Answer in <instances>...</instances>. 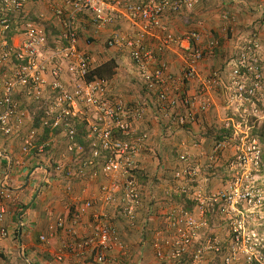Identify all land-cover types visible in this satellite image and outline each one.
I'll return each mask as SVG.
<instances>
[{"label":"built area","instance_id":"built-area-1","mask_svg":"<svg viewBox=\"0 0 264 264\" xmlns=\"http://www.w3.org/2000/svg\"><path fill=\"white\" fill-rule=\"evenodd\" d=\"M30 1L0 0V37H4L11 27L8 12H17ZM196 3V0H146L140 4L124 5L120 0H60L49 8L60 29L55 46L49 44L42 29L35 30L28 23L22 29L17 45L12 42L8 46L5 41L0 44V69L11 67L8 72L0 73V135L20 137L21 152L26 156L33 155L34 151L36 155H43L48 143H37L39 132L45 129L51 132L61 130L60 135L69 140L66 152L72 155L74 150L76 153L83 150L74 141L75 130L71 127L76 122H85L87 137L92 142V155L87 157L89 159L85 165H91L92 158H102L104 161L101 170L91 176L102 181L97 194L83 203L82 210H69L67 216H60L50 226L51 233L59 230L73 238L72 242L62 246L58 260L65 255H73L82 264L88 263V260L94 264H109L111 252L125 254L128 246L121 239L111 210L117 209L133 227L141 207L140 186L131 173L148 141L147 135L138 134L137 127L145 110L138 106L128 107L120 99L111 97L110 83L105 79H88L93 62L85 49L100 39L103 49L104 45L107 50H126L131 60L145 58L147 63L152 61L154 64L155 55L146 49V40H159V34L167 29L163 19L169 14L177 15L184 7L192 9ZM116 22L127 23V31H111L109 28ZM200 30L175 38L169 35L160 40V51L170 49V43L174 42L181 50L180 74L175 75L164 59L161 60V68L148 70L151 72L147 74L148 91L155 97L154 104L165 127L169 124V127L179 128L186 123L197 122V116L213 105L214 91L224 85L222 78L215 73L200 78L196 72L204 56L209 57L217 47L216 40L209 41L207 53L197 47L206 34L203 29ZM81 37L85 39L84 44ZM254 44L243 48L237 64L226 76L229 81L225 87L227 101L239 118H242L240 109L245 101L256 95L264 97V75L249 63L254 56ZM240 66L245 70L243 74H240ZM251 75L254 82L247 89L245 80ZM184 80H196L200 89L188 94L181 88ZM18 96L39 105L47 103L39 129L33 126V118L21 107ZM240 124L232 121V136L218 144L215 150L234 149L237 166L242 171L241 177H235L236 181L226 192L224 189L207 198L196 188L191 195L196 204L195 214L173 210L167 215L168 236L158 232L153 238V246L160 260L168 264L181 263L184 255L191 250L187 264H202L209 255L220 256V264H264V242L256 233H247L246 227L250 215L264 202L261 190L251 188L246 183L254 167L261 163L260 152L256 140L250 139L248 132L241 131ZM64 169V164L59 163L53 167V172L61 176ZM83 173L78 172L79 175ZM67 176L71 179L75 173L67 170L63 179ZM6 181L7 177L0 187V238L7 235L2 228L8 212L6 204L2 202L8 197ZM187 185L178 186L181 188L178 191L188 194L192 188ZM72 186L69 183L65 188L71 192ZM209 204L212 207L221 205L217 210L218 216L227 220L230 240L225 246L218 236L204 233L208 223L203 215L209 209ZM85 211L90 215L83 225L82 212ZM80 230L86 235L79 237ZM39 240L46 242L47 238L41 235ZM199 240L200 243L197 242Z\"/></svg>","mask_w":264,"mask_h":264},{"label":"crops","instance_id":"crops-1","mask_svg":"<svg viewBox=\"0 0 264 264\" xmlns=\"http://www.w3.org/2000/svg\"><path fill=\"white\" fill-rule=\"evenodd\" d=\"M59 1L60 0H39L40 4H36L35 8L34 6H31L29 8L30 10H25L26 14L29 13L27 11L36 12L37 15L39 14L40 16H46V20L48 19L50 21L49 23H52L51 21L53 20V14L49 8L50 5L52 6L54 2L59 3ZM238 1L239 2L236 4V6L232 7V9L230 10H228L223 3H221L220 6L214 10H210L209 7L207 8V4H202V7H200L199 5V8H202L200 18L204 22L208 21L209 23H207L209 26H211L212 24L214 25L211 28L206 29V23H203L202 27L200 26V29L210 31L212 29L218 28L224 30L227 24L225 22L222 23L223 21H221V19H223L225 15L227 17H234L233 20H235L234 15H236L237 18H239L241 15L239 14V12H242L241 8L244 5L245 0ZM206 8L207 10H210V13L205 14L204 9ZM195 16L197 15L195 14ZM238 22L240 23V21ZM174 23H176V21H173L172 24L174 25ZM13 24L15 26L14 22ZM197 24V22H194L191 26L194 28V26H197ZM53 25L57 26L56 21L53 23ZM183 25L184 24L182 23L180 25V28H184ZM203 25L206 28H204ZM252 26L253 27L250 28L249 25L248 28H250V30H252L253 32L258 30L255 25ZM171 27L172 31L175 32L176 30L173 29L174 26L171 25ZM42 29L43 31H45V28ZM17 32L18 30H14L13 28L8 33L9 42H13L14 44L18 43L19 35ZM20 33L22 34L21 31ZM3 39H5V37H0V43L3 42ZM81 39V43L84 44V37H81ZM152 40V45L154 47L157 45L155 41H157V43L160 41L153 38ZM259 41L262 48V54L260 55V57L259 55H257L256 58L258 60V63H260L262 66V64H264V37L261 36ZM232 43L233 40L227 41L224 42V45L222 46V50L225 53L223 56L224 61L227 59V57L231 53V50L233 49L234 45H232ZM83 44H81L82 48H84ZM88 51H90L88 52V54L97 51V54H102V59L103 57H106L103 54L104 51L100 45H98L95 49H90ZM113 51L114 54H112ZM107 52L108 55H113V57L117 58L119 69H121V63L125 59V57L120 54L121 51L107 50ZM118 54H120V56H117ZM230 64H235V61H230ZM208 67H210V63H208V60L206 58L202 62V65L199 64L198 72L200 76L203 77L208 74L205 73ZM176 70L178 69H173V71ZM116 78H119V73L118 77ZM124 82L125 80L122 79L121 83ZM192 83H195V81ZM110 91H114V87L112 88V90L110 89ZM23 98L24 97H22V99L18 98V100L19 102H21V106L24 107ZM215 102V110L213 109L211 112L205 114L203 117V121H200L197 126L193 125V127L188 128L186 131L177 130L175 133L172 132L174 137L171 139H169L170 137H168L170 136V132H168V129L165 128L164 130V128L159 127L161 131L159 130L158 136H156V138L152 140L150 139V145H147L148 148L147 146H145V149L143 150V152H141L142 154L138 156L139 160H141L140 165L148 164V162L144 160L145 154L151 155L147 151L153 153V150H155L156 153L161 151L166 152L164 154L165 157H168V155H170L171 153H176L178 155L182 152H185L192 157H194L195 155L199 162H202L201 160H203V163L206 162V155L211 152V142L210 140L205 138V133L203 130L205 129V124H207V126H210L212 123L217 121L215 119H218V115H216L215 113L218 112L219 106L220 108L223 107L221 104H219L220 100L217 99ZM142 103H144V105L146 106H148L149 104L145 100H143ZM262 105L263 104H259L258 107H261ZM25 106L28 105L25 104ZM28 109L29 108H27L26 110L24 108V110H26L27 112ZM146 114L148 115V117L146 116ZM27 115L29 116L28 113ZM154 115L158 119H160L159 114L155 109L153 111L150 107H146L144 117L137 125L138 134L147 135V133L144 132L147 129L150 133H156V127H154V124L152 123L153 119H155V117H153ZM196 131L197 133L195 134ZM191 133L192 135L195 134L194 137L196 139H194L192 136L191 138L190 135H188ZM58 139L62 140L61 144L63 145H61V147H63L64 143H66L64 136L59 134ZM193 139L198 142V148L193 146ZM160 142H164L165 144L162 145V149H159L155 146L156 143ZM56 153H59L60 155L61 152L60 150L55 151L54 159L60 158V156ZM49 159L50 158H47L45 155L38 156L34 155V153L33 155L26 156L21 152L20 137L7 138L0 135V187L4 178L7 177V181L5 182V184L8 195V197L6 199H3L2 202L6 204V206H10L13 209L26 206L22 210V213H20V215H18L17 217L15 216V210H9L7 212L4 223L7 230V235L4 238H0V264H82L73 255H65L63 256L62 260H58V256L60 255L62 246L70 241L72 242L73 238L67 233L59 230L51 233L50 226H53L55 224V221L60 216H67L69 210H71V212H73L74 209L82 210L83 203L93 198L97 194L102 181L99 179H92L91 176H87L88 174L83 173L82 175H79L77 165L78 162H74V159L72 158H69V160L65 162L63 160L60 161V163L64 164L65 167L70 168L75 173V176H73L71 179H63L61 176H56V174L53 172V167L49 165ZM161 176L159 180L155 182V187L149 182V187L147 189L151 191L147 194V197H145L146 199L144 202L147 208H145V210L142 211V213H140L139 215V218L141 219V226L138 225L139 222H136V224L132 228L129 226H125V224H123V228H121L116 222L120 229V231L118 230V232L121 236V239L128 246V249L126 250L125 254L111 252L109 264H160V261L162 262V260L156 258L152 246H150L154 238L153 234H156L160 231H163L164 235L166 233L168 234L170 230L167 228L166 217L172 211V209L175 208L174 204H172L171 202H178L180 205V201L174 199L172 200V198L170 199L169 196L168 198H165L166 194H164L163 198V195L161 196V192L155 193L154 189L156 188L160 191H162L163 189L166 191L165 193L169 194V192H167V188L170 189L172 187V185H170L169 187L165 186V184L162 182L164 180L161 178ZM215 179L218 178L214 176L213 180ZM213 180L210 178V176H208L205 179L203 178L202 181H205L203 182V184H206V188H210L208 182H213ZM200 181L201 179H199V182ZM69 183L73 184V191L71 192H68L65 188V185ZM68 207H71V209H68ZM182 207L185 206L183 205ZM82 213V224L85 225L88 222L90 214L86 211ZM111 214L112 216H115L114 218H118L119 216V213L117 211L116 214H113V211L111 210ZM140 228V232H137V230H139ZM149 233H151V236L153 235L152 237H149L150 239L147 237ZM41 235L46 236V242H41L39 240ZM84 235L86 234L83 233V230H80L79 237H83ZM213 260L215 261V257H213ZM87 262L88 263L85 264H94L91 260H88Z\"/></svg>","mask_w":264,"mask_h":264},{"label":"trees","instance_id":"trees-1","mask_svg":"<svg viewBox=\"0 0 264 264\" xmlns=\"http://www.w3.org/2000/svg\"><path fill=\"white\" fill-rule=\"evenodd\" d=\"M36 1V0H35ZM39 1V0H38ZM122 2V4L124 5H132V4H140V0H120ZM142 1V0H141ZM145 1V0H143ZM31 3V1H30ZM198 3V1H197ZM196 3V5H197ZM29 4L25 5L21 10L19 11H15L12 10L10 12H8V17L10 20V30L5 34V39H3V41H5L7 43L8 46H11L12 42L8 41V33L14 28V30H21L24 28V26L28 23L31 24L35 30H40L42 28H45L44 35L46 36L49 44L55 46L56 45V40H58V38L60 37V29L57 26H51L49 27L48 24L45 23L44 19L42 18V16H40L39 14L37 15L36 12H31V11H27L29 12L28 14H26L25 10H30V6L28 7ZM32 5L35 8V3ZM196 5L192 8V9H186L185 7L183 9H181L179 11V13L177 15H172L169 14L167 15L163 20L166 22L167 24V29L165 32H162L161 34H159L161 37H166V36H172V37H178L181 34H192L193 32H196V28L194 26V28L191 26L194 22H197V16H195L194 14V9L196 7ZM19 14V15H18ZM53 19L55 20V17H53ZM176 19H180L183 23V27L184 28H180L179 23L177 24H172L173 21H175ZM235 21V20H233ZM13 22L15 23V26L13 24ZM232 23H229L228 26V30H227V34L221 39L219 37L218 34V28L217 29H212L210 31H208L207 33L210 35L209 37L207 36V34H204L202 37V41L200 43L197 44V47L203 49L202 51H204L205 53H207L208 50V44L210 40H216V39H221L220 43H219V47L215 48L213 50V52L209 55V57H207L208 63H210V67H209V74L208 75H212V74H216L218 76V78H223L227 75V72H230L229 70L232 68V64H230V59H227L224 61V51L222 50V46L224 45V42L229 41L230 39H232L234 37V35L236 34L235 32H233V26H231ZM40 25V26H39ZM44 25V26H43ZM172 26H176L178 27L179 30H181V32L179 31H172ZM20 28V29H19ZM78 28V27H77ZM43 30V29H42ZM205 30V29H204ZM199 32V31H197ZM234 34V35H233ZM80 36V33H79ZM8 41V42H7ZM100 41V39H99ZM97 42H94V44ZM156 46L154 47L153 44V40L151 38H148L145 42L146 45V49L153 51L154 52V60L155 63L153 64V62H148L147 63V59L145 58H141L137 61L132 60L133 64L135 66V68L138 69V77H133L132 78V86L133 88L131 89V91H134V86L135 89L142 95H144V99L145 97H152L153 94L149 93L148 91V83L149 81L147 80L149 76H147L148 70H152L153 67L154 69H159L161 68V63L163 61H161L162 59L166 60V57H170V51L173 48H177V46L175 45L176 43L174 42L173 44L170 43V46H172L170 49L165 50V51H160L159 48L162 47V43H160V41L157 43V41H155ZM193 46L196 44L193 43ZM52 46V47H53ZM158 46V47H157ZM205 46V47H204ZM104 49V55L106 57H103V61H101V63H97V65H92V67L90 68V72L88 75V79L92 80V79H105L106 81H108L109 83H112L115 79V77L117 76L118 70H119V65L117 63V58L113 57V55H108L107 49L106 47L103 45ZM89 55V54H88ZM258 60L256 58V56H253V59L251 62H249L251 65H255L259 71H261V66L254 64L255 62ZM248 64V65H250ZM179 69L182 68V65H176V68ZM4 69H2L0 71V73L3 72ZM240 74H243L245 72L244 69L239 70ZM153 73V72H152ZM253 77V76H252ZM152 78V77H151ZM226 80V79H225ZM185 82V80H184ZM225 84H228V81H225ZM223 85L222 87L218 88L216 91H214V93L216 94V98H219L222 103L224 102V100L222 99L225 95V87H227V85ZM132 96V94H131ZM113 97V95L111 96ZM18 98H20V96H18ZM117 99H120L121 101H123L124 103L128 104L127 101L125 102L124 98L122 97H118ZM134 101L138 102L140 104V102H142L143 100H136L134 99ZM34 103L38 104L37 102L33 101ZM33 102H31V104L29 105H33ZM225 103V102H224ZM26 101L23 100V105L25 106ZM28 105V104H27ZM40 109L39 111H37L35 113V115L32 116L33 118V123H34V127H37L38 129L40 128L42 119L44 118V114L43 109L44 107H46L47 103H40ZM142 106V104H140ZM23 109L24 107L21 106ZM33 106L28 107L30 110ZM36 110V108H35ZM198 119L197 122H189L186 123L184 126L177 128L178 130H182V131H186L188 128L193 127V125L197 126V124L200 121H203L202 115L197 116ZM254 119V118H253ZM216 120V119H215ZM238 120V118L236 119V121ZM170 125L168 124V126L166 127V129H168V132H172L171 128L169 127ZM252 126V130L255 134V136L259 139V143L261 144V154H260V161L262 163V167H263V172H264V125H262L261 127H257V125L253 124ZM71 128H73L75 131L74 134V141L77 143V146L82 148V152L80 153H76V151L74 150L72 155H69V153L66 152L67 149V145H68V138H65L66 143L64 144V146L62 147V150L64 151V158H72L74 159V162H78V172L80 171H84V174H88L87 176H92V173H98L101 168L103 167V163L104 161L102 160V158H96V159H91L92 160V164L91 165H85V162H87L86 160L89 159L92 155V147H91V140L88 139V133H87V126L84 123H78L76 122L74 127L72 126ZM259 128V129H258ZM258 129V130H257ZM205 133V138L210 140V144H211V152L208 153L206 155L207 157V161L204 163H201L199 161H196L194 159H192L191 155H186L184 157H182V159L180 158V154H173L171 153L170 155H168V157H165V155L162 153L157 155V159L159 160L156 166V169L154 171H159L157 172L156 175H150L149 176V171L146 170V168H144L143 165H140L141 160H139V157L137 158V162H136V168H134V171H132L131 175L132 177H135L136 181H138V185L140 186V197H141V207L138 209V215L139 213H142V211L145 210V208H147L145 206V196L143 191H147V188L149 187V178H151V182H157L159 180V174H162L161 178L164 180L162 181L166 186L172 185L173 187L175 186V182H177V185H180L182 182H188V180L191 179V181H195L196 178L199 176V174L201 175L199 178H206V176L209 175L208 172H212L213 176L217 177L218 179L221 177L223 178L225 181L227 180V175H225L228 166H215V164L219 161V159L221 158L223 150H215L216 146L220 143H223L225 140L229 139L232 136L233 133V128L231 126H226V125H221L219 124L217 121H215L214 123H212L210 126H207V124H205V129L203 130ZM54 132V131H53ZM43 133L45 134L44 136H41L37 143H41L42 141H44L47 136H48V131L45 129V131H43ZM55 133V132H54ZM57 133H61V130H57ZM190 135V134H188ZM193 137V135H190V137ZM195 143H198L197 141H193ZM199 145V144H198ZM165 148V147H164ZM144 150V149H143ZM143 150L141 152H143ZM49 149H45V156L47 158L48 154H49ZM146 151V150H145ZM35 154V151L32 152V154ZM151 153V152H149ZM62 154V153H61ZM142 154V153H140ZM155 154V153H154ZM157 154V153H156ZM39 156V155H38ZM69 156V157H68ZM89 157V158H87ZM174 159L177 160V166L176 167H168L169 161ZM143 161V158H142ZM228 165V164H227ZM170 166V164H169ZM65 167V166H64ZM142 167V168H141ZM215 167V168H214ZM198 168V170L196 171L195 169ZM67 170H71L68 167H65L63 174L61 175V177L63 178L64 175L66 174ZM164 170V171H162ZM195 170V173L193 174V171ZM177 175H179L180 177L178 178ZM223 175V177H222ZM157 176V178H155ZM69 179V176H67ZM226 177V178H225ZM66 178V177H65ZM188 184V183H187ZM187 187L192 188V190L186 194V193H181L180 191L177 194H172L170 195L172 197V199L177 200V201H183L185 200V202L183 201V205L185 207H183L184 210H188V208H190L189 211L192 210V193L197 187L196 185L192 184H188ZM146 188V190H144ZM221 205H216L214 207L210 208V212L213 214L212 216L210 214H208V216L211 218L214 215L218 216L217 210ZM26 206H22V207H17L16 209H13L10 206H7V211H14L15 210V216L17 217L18 215H20V213H22V210L25 208ZM182 209V210H183ZM118 218H114L115 222L116 221H122L124 220L122 218V216L120 215V213L118 214ZM122 219V220H121ZM139 222V221H138ZM117 224V223H116ZM126 226V225H125ZM2 228L7 232L5 224L2 226ZM123 228V227H122ZM117 229L120 231L119 227L117 226ZM213 233V232H212ZM167 234V233H166ZM165 234V236H166ZM168 235V234H167ZM214 235V234H213ZM6 237V236H5ZM154 241L151 242L152 249L154 251V254L156 256V258H158V252L154 249ZM191 250L186 253L184 255V257L181 260V263H188V261H190L191 258ZM159 259V258H158ZM160 260V259H159ZM181 263H173V264H181ZM160 264H168V262L165 261H160Z\"/></svg>","mask_w":264,"mask_h":264},{"label":"rangeland","instance_id":"rangeland-1","mask_svg":"<svg viewBox=\"0 0 264 264\" xmlns=\"http://www.w3.org/2000/svg\"><path fill=\"white\" fill-rule=\"evenodd\" d=\"M31 1L32 2L31 3L29 2L30 4L28 5V7L29 6L30 7L33 6L32 3L33 4L35 3V6H36V4L37 5L40 4V2L38 0H36V1L35 0H31ZM196 1H198V3H197V5H196V7H195L193 12L197 15V19L198 20H196V21H197L198 24L196 26L197 27L196 30H198V31H201L200 30V26L202 27L203 23H206L205 26L207 28L203 25L204 28H206V29H209L212 26H214L213 24L211 26H209L208 25V23H209L208 21L204 22L200 18L201 17L200 13H201V9L202 8H199V5H200V7H202V4H204V5L207 4L208 5L207 8L209 7L210 10H214V9H217L220 6L221 3H223L226 6V8L228 10H230V9H232V7H235L236 4L239 2L238 0H196ZM140 2H141V0H140ZM244 2L245 3H244V5L241 8L242 12H239V14H241L242 16L240 15V17L237 18V16L234 15L235 16V21H233V19H230L231 17L228 18V20L227 19H221V21H223V23L225 22L228 26H229V23H232L231 26H233V32L236 31L235 32L236 34L235 35L233 34L234 37L229 40V41L233 40L232 45H234L230 54H233L234 58H237L238 54L240 55V53L243 51V48L245 46H247V45H249L251 43L252 44L255 43L254 44L255 47L252 48V53H253L254 56L257 57V55H259V57H260V55L262 54V48L260 46L259 39H260L261 36L264 37V0H245ZM260 7H261V10H259ZM207 8L204 9L205 14L210 13V10H207ZM205 17H207V16H205ZM43 19L46 20V16ZM175 21H176V23H174V24L182 22L180 19H176ZM238 21H240V23ZM49 22L50 21L48 19L45 21V23L48 24L49 27L50 26H54L53 25V23L55 22L54 19L51 21L52 23H49ZM179 24H181V23H179ZM249 25H250V28L253 27L252 25H255L256 28H258V30L253 32L252 30H250V28H248ZM127 28H128V24L127 23H125V22H120V23L116 22L113 25V27H111L109 29L111 31L126 32ZM173 29L176 30V31L181 32V30H179L176 26H174ZM20 31L23 32L22 29L18 30L17 33L19 35V40L21 38ZM204 31L208 32V30H204ZM207 36L209 37L210 35H208V33H207ZM159 38H160L159 40H162L161 36H159ZM19 40H18V43L20 42ZM98 45H102V42L101 41H97V43L87 46L88 48L85 49L86 51L84 49H83V51L88 53V52H90L88 50L95 49ZM51 46H53V45H51ZM112 54H114V51L112 52ZM120 54L125 57V59H124L125 61L123 60V62L121 63L122 68L118 70L119 78H116V77H118V73H117V76L115 77L116 79H114V81L112 83H110V89L112 90V88L114 87V91L111 92L113 97H115V98L122 97V98H124L125 102L127 101L128 107H133L136 104H138V102L134 101V99H136V100H144V97H143L144 95L140 94L135 89V86H134V91L133 90L131 91V89L133 88L131 80H132L133 77H138V75H137L138 69L135 68V66L133 64V61L131 60V58L129 56L128 51H126V50L121 51ZM120 54H118L117 56H120ZM101 55L102 54H97V51L91 52L89 54V56L92 58V62H93L94 65H97V63H101V61H103ZM170 55H171L170 56V61H172L176 65H181L182 64V62H181L182 61V52H181V50L178 47L177 48H173L170 51ZM200 64L202 65V63H200ZM257 65L261 66L260 63H257ZM9 68H11V67H9V66L6 67L5 66V67L1 68L0 71L2 69H4L3 73H6L4 71L8 72ZM261 68H263V71L261 70V74L264 75V64H262ZM198 70H199V65H197V71L196 72H197L198 76L200 78H202L200 76ZM209 72L210 71H209V67H208V69H207V71H205V73H209ZM122 79L125 80L124 83H121ZM194 81H195V83H192ZM191 86H193V87H191ZM189 87L191 89V92L194 93V88L197 89V87H198V83L196 82V80L190 81ZM131 94H132V96H131ZM25 101L28 104V107L33 106L30 110H28V112L26 111L27 110L26 107H24L26 109L25 111L32 118V116L35 115V113L37 111H39L40 105L36 104L34 102H33V105H29V104H31L32 101L31 100H29V101L25 100ZM142 102H140V104H142V107L145 110H146V107H150L154 111L153 108L155 106L153 105L152 101H151V105H148V106L144 105V103H142ZM219 104L223 105V107L221 106L222 108H220V106H219L218 112L215 113L216 115H218V119L216 118V120H217V122L219 124L228 126L229 124H232L229 120L237 119V118H238V120L240 119L239 117H236V116L233 115L234 112H233L232 107L230 106L229 102H225V103L222 104V101L220 100ZM35 108H36V110H35ZM212 110L213 109H211L209 112H211ZM214 110H215V108H214ZM261 111H262V107H258V104L256 102H253L252 100L245 101L243 103L241 109H240V114H242V119H240V120H241V122L244 121V122H242L240 124V125H242L241 126L242 127L241 131L248 132L249 138L256 140L257 149L260 152V154H261V151H262V149H261L262 147H261V144L259 143V139L255 136V134H254V132L252 130L253 128H252L251 125L255 124V125H257V127H261V122L262 121H260L261 119H258L256 117V116L260 115ZM146 116L148 117L147 114H146ZM153 117H155V119H153L152 123L154 124L153 126L156 127V133H150L148 131V129L146 131H144L149 136L147 144H145V146H147V145L149 146L150 145V141L152 139L156 138V136H158V132L160 130L159 127H162L165 130V127L162 126L164 123L161 122V120L158 119L155 115ZM235 124H237V122H235ZM248 126L250 127L249 131H247V127ZM47 131H48V136H47V138L44 141H42V143L43 144H47L48 143V146L46 147V149L48 148L50 150L49 154H48V157L50 158L49 159V165L52 166V167H55V166H57L60 163V161L63 160L65 162V161H67L69 159L68 158H66V159L62 158V154H64V151L62 150L61 145H63V144H61L62 140L58 139L59 133H57V130L54 131L55 133L51 132L50 130H47ZM197 131H198V127H197ZM197 131L195 132V134L197 133ZM195 134L193 135L194 139H196L194 137ZM44 135L45 134L42 131H40L39 134H38V139L41 136H44ZM190 135H192V133ZM199 140H200V138H199ZM59 142H60V144H59ZM192 144H193V146L195 145L194 142H192ZM162 145H165L164 142L156 143L155 146L158 147L159 149H162ZM148 146H147V148H148ZM196 148H198V146ZM57 150H60V152L62 154L60 153V155H59V153H56L57 155L60 156V158H55L54 159L55 151H57ZM147 152L149 153L150 151H147ZM162 153L165 154L166 152H164V151L162 152L161 151V152H158L156 154V151L153 150V153H150L152 156L149 155V154H145V157L143 156L144 160H146L148 162V164H143V165H144V168H146V170L149 171V173H150L149 176L151 174L152 175H156L157 174L158 170L154 171L156 169L157 163L159 161L157 159V155H159V154L162 155ZM185 154H186L185 152H182L180 154V157L185 156ZM165 158L166 157H164V159ZM192 159L198 161L197 158L195 157V155H194V157H192ZM201 161H202L201 163H203V160H201ZM169 164H170V166H169ZM169 164H168V167H171V168L176 167L177 166V160L176 159H174V161L171 160V161H169ZM222 165L223 166H228V169H227V171L225 173V175L228 176L226 181L223 178H221V177L219 179L213 180V177H214L213 173L212 172L211 173L208 172L209 173L208 176H210V178L213 180V182H208L210 188H206V184H203V182H205V181H202L204 177L203 178H199L201 176L200 174L196 178L195 181H191V179H190V180H188L187 183L188 184H192L193 183L194 185L199 187V189L201 190V192L204 194V196L206 198H207L208 195L219 193V192L223 191L224 189H225L224 191L226 192L228 190L229 186H231L236 181L235 177L236 178H238V177L240 178L241 175H242L241 169L237 166V161H236V158H235V151H234V149L232 147H228L226 150H224L221 158L215 164V166H222ZM162 171H164V170H162ZM161 175L162 174H160L158 177L160 178ZM208 176H206V177H208ZM222 177H223V175H222ZM248 177H249V179L246 181L248 186H250L251 188L260 189L262 194H263V197H264V172H263L262 163H260V165H258L257 167H254L253 171L248 175ZM155 178H157V176ZM199 179H201L200 182H199ZM149 182H151V178H149ZM187 183L186 182H182L178 186H182V185H185ZM151 184H153L154 187L156 186L155 182H153ZM163 186H164V184H163ZM175 186L176 187L172 186L170 189L167 188L168 189L167 192H169V194L165 193L166 191L163 190V189H162V191H160V190H158L156 188L154 190H155V193L156 192L157 193L161 192L162 193L161 196L163 195V198H164V194H166L165 198H168V196H169V198L171 199L172 197L170 195L177 194L179 192L178 188L181 189L180 187L177 186V182H175ZM144 190H146V188ZM150 191L151 190H149V189H147V191H143L144 196L147 197V194L150 193ZM183 201L185 202V200H183ZM183 201H180V205H179L178 202L177 203L176 202H171L172 204H174V207H175V208L172 209V211L173 210H175V211L182 210L183 209V207H182L183 206ZM192 205L193 206H192V210L190 211V213L195 214L194 208L196 207L195 206L196 204L192 203ZM208 207H209V209H206V212H204V215H203L204 218H205L206 224L208 223V227L206 228L204 233L214 234V235L218 236L220 238V240L222 241L223 246H225V245H227V243L230 240V237H229L230 233H229V228H228V225H227L228 224L227 220L225 218H222V216H217V215H214L213 217L210 218L208 216V214H210L211 216L213 215L210 212V208L212 207L211 204H209ZM116 210L117 209H115V208L112 209L113 214H116ZM189 210H190V208H188V210H185V211L188 212ZM139 215H140V213H139ZM139 215H138V218H137V222L139 220L138 225L141 226V219L139 218ZM196 215H198V211L196 212ZM116 222L119 224V226L121 228L123 227V224H125L126 226L131 227L125 220H122L120 222L116 221ZM116 222H115V225L118 226V224H116ZM246 227H247V233H250V232L256 233L259 236V239H261L264 242V202H263V205L261 207L256 208V210H255V212H254V214L252 216L250 215V217H249V219H248V221L246 223ZM140 230H141V228L139 230H137V232H140ZM160 232L164 233L163 231H160ZM204 233H202V234H204ZM152 236H151V233H149L147 235L148 238L152 237ZM166 236H168V235H166ZM197 242L200 243L201 240H199ZM196 244L197 243H195V246H197ZM263 244H262V246H264ZM262 250H264V248ZM213 257H215V261L213 260ZM210 261H211V264H220L221 257L220 256L209 255V256H207L204 259V262L202 264H210Z\"/></svg>","mask_w":264,"mask_h":264},{"label":"clouds","instance_id":"clouds-1","mask_svg":"<svg viewBox=\"0 0 264 264\" xmlns=\"http://www.w3.org/2000/svg\"><path fill=\"white\" fill-rule=\"evenodd\" d=\"M146 1V0H145ZM141 2H144V1H141ZM136 4H138V3H136ZM228 18H230V17H227L226 15H225V17H223V19H227L228 20ZM234 17H231L230 19H233ZM229 19V20H230ZM223 23V22H222ZM225 31H223L222 32V29H218V34H219V37L222 39L226 34H227V30H228V25L225 27V29H224ZM221 39H216V41H217V47L216 48H218L219 47V43H220V40ZM231 56V57H230ZM239 54H238V56H237V58H234V56H233V54H230L229 56H228V59H230L231 61H235V64H232V68L237 64V60H238V58H239ZM167 59L165 60L166 62H167V64H168V67H169V69L170 70H172V72L175 74V75H178V74H180V70H179V66H178V68H176V64L175 63H173L172 61H170V57H166ZM207 57H205L204 56V59L200 62V63H202L205 59H206ZM199 63V64H200ZM198 64V65H199ZM182 65V64H181ZM232 68L229 70V71H231L232 70ZM173 69H178V70H176V71H173ZM241 69H243L241 66H240V68H239V70H241ZM262 71H263V68L261 69ZM230 72H227V74H229ZM260 73H261V71H260ZM209 74V73H208ZM207 74V75H208ZM206 75V76H207ZM206 76H203V77H206ZM227 76V75H226ZM226 79V80H225ZM222 80H223V84H225V81L227 82L228 81V79L227 78H225V77H223L222 78ZM190 81H192V80H185V82H183V85H181V88H182V90H184L185 92H187L188 94H194V93H196L199 89H200V86H199V83H198V87H197V89H195L194 88V93L193 92H191V89H190V87H189V85H190ZM254 82V79H253V77H252V75L251 76H248L247 78H246V80H245V85H246V88L247 89H250V86H251V84ZM228 84H229V81H228ZM228 84H225V85H227L228 86ZM216 96V94L214 93L213 94V99H214V103H213V105L210 107V109L207 111V112H205L204 114H202V118L204 117V115L205 114H207L211 109H214L215 108V105H216V100L218 99L219 100V98H216L215 97ZM154 95H152V97H145V101L146 102H148L149 104L148 105H151V101H152V103H153V105L155 106V104H154ZM226 98V99H225ZM222 99H224V102H228L227 101V95H226V93H225V95H224V97L222 98ZM248 100H252L253 102H256L258 105L259 104H263L261 107H262V111H261V113H260V115H258V116H256L258 119H261L260 121H262L261 122V126L262 125H264V119H263V113H264V97L263 98H260L258 95H256L255 97H253V98H249ZM223 102V103H224ZM222 103V104H223ZM136 106H138V107H141L142 109H144L139 103L138 104H136L135 106H133V107H136ZM223 106V105H222ZM153 109H155L156 110V107H154ZM145 110V109H144ZM146 111V110H145ZM157 111V110H156ZM158 113V112H157ZM159 114V113H158ZM234 116H236V117H238L236 114H233ZM159 118H160V115H159ZM200 119V118H199ZM240 119H242V118H240ZM238 120V121H236V119H231V120H229L231 123H232V121H233V123L235 124V122H237V123H242V122H244V121H242L241 122V120ZM160 120H161V118H160ZM235 121V122H234ZM163 127H165L164 125H162ZM228 126H231L232 127V124H229ZM227 126V127H228ZM249 127V126H248ZM166 128V127H165ZM171 128V130L175 133L178 129L177 128H173L172 126L170 127ZM250 128V127H249ZM233 134V133H232ZM168 137H170L169 139H171V138H173L174 136H173V134H172V132L170 133V136H168ZM195 143V142H194ZM198 146V144L197 143H195V145H194V147H197ZM186 155H188L187 153L185 154V156ZM184 157V156H183ZM181 159H182V157H180ZM178 186V185H177Z\"/></svg>","mask_w":264,"mask_h":264}]
</instances>
